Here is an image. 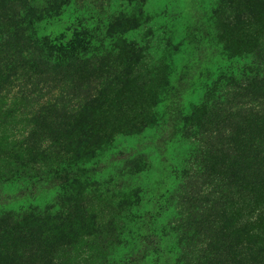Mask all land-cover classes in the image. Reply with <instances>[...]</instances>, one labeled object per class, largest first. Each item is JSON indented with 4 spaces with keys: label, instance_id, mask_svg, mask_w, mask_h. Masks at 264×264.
I'll return each instance as SVG.
<instances>
[{
    "label": "rangeland",
    "instance_id": "rangeland-1",
    "mask_svg": "<svg viewBox=\"0 0 264 264\" xmlns=\"http://www.w3.org/2000/svg\"><path fill=\"white\" fill-rule=\"evenodd\" d=\"M61 1L65 12L18 30L13 12L28 0L1 1L0 97L15 76L38 68L17 56L34 37L59 38L89 10L109 23L108 42L116 39L94 68L78 71L96 94L85 107L91 118L57 108L29 121L0 119V224H12L13 239L1 264H179L168 228L187 209L211 240L194 252L196 264H225L244 215L264 202V90L242 85L234 67L237 53L264 39V0H84L82 19ZM37 74L50 83L46 70ZM222 89L227 100L216 103ZM243 95L261 96L262 111L241 112ZM2 109L0 101V117ZM86 124L90 132H82ZM23 130L31 157L47 168L66 151L83 162L67 173H22L14 138ZM50 138L53 154L44 151ZM63 171L73 173L70 188L56 179ZM193 174L203 182L197 198L207 200L197 213L193 198L180 201Z\"/></svg>",
    "mask_w": 264,
    "mask_h": 264
},
{
    "label": "trees",
    "instance_id": "trees-1",
    "mask_svg": "<svg viewBox=\"0 0 264 264\" xmlns=\"http://www.w3.org/2000/svg\"><path fill=\"white\" fill-rule=\"evenodd\" d=\"M2 0H0L1 3ZM20 4V0H14ZM66 1V9H72L74 13V18L82 19L83 17L78 15V8L88 6L84 4V0H63L61 1L64 5ZM67 1H69L67 3ZM29 4L26 7H21L13 15L18 19L17 30L25 25L26 28L32 29L33 24H37L39 21H48L65 11H62L55 2V0H28ZM68 4V5H67ZM83 4V5H82ZM5 12V11H4ZM87 19L85 23L72 24L68 26L61 34L59 38L52 35L42 34L40 36L34 37L27 49L22 50L17 54L21 60L27 59L28 62L34 64L38 68L32 69L31 75H25L26 73L21 72L19 75L15 76L12 80V84L4 88L0 101L2 102L3 115L0 119L8 117V121H14L15 118L23 116L21 120L29 121L31 119H38L43 112L51 109L60 108L69 112V114L74 118L90 117L91 113L85 108L86 105H91L95 92L93 89H86L87 82L83 80L81 70L83 65H88L89 69L94 68L98 61L104 59L111 52L110 41L116 39L112 37L108 42L110 37V25L109 23H104L102 19L98 16H92L91 12L86 11ZM3 12L0 13V20L3 22ZM108 43H107V42ZM108 48V49H105ZM103 55V56H102ZM234 67L238 72V80L242 82V85L247 86L248 84H257L260 89L264 90V39L258 43L255 48L248 52V50L239 52L234 57ZM46 70L47 77H50V83L47 80H43L37 74L39 70ZM35 74V80H32V76ZM26 76V77H23ZM8 76V75H6ZM8 79V78H7ZM16 81L18 83H16ZM6 83V82H4ZM17 87V88H16ZM13 93H11V90ZM43 95L48 94L45 101L39 103L42 97L35 99L37 94ZM11 93V94H10ZM228 91L220 90L214 92L213 98L216 103H223L220 98L224 101L227 100ZM263 98L258 96V98H250V95H243L240 107L243 108L241 112H261L262 111ZM251 103H254L252 106ZM223 106V105H221ZM5 116V117H4ZM11 117V118H10ZM6 119V118H5ZM6 126H12V123H7L6 120L3 121ZM91 128L89 124L83 128L82 132H90ZM19 131V130H18ZM28 132L21 131L19 136H15L14 142L19 144V152L17 163H15L18 169H22V173L27 170L29 173L41 174V176L46 175L51 172L52 175L56 174V169L58 172L60 170H66V173L71 171L68 167L72 166L76 168V164L83 162L82 159H75L76 156L70 154V151L64 153L61 163L53 162L50 167L47 168L46 164L41 161L38 157H31L33 151V146L30 142L26 141L25 136ZM46 147L44 151L49 150V154H53L56 151V145L52 138L46 140ZM41 147V145H40ZM32 151V153H31ZM44 152V153H45ZM30 155V157L28 156ZM92 155H88L90 157ZM192 158H197L196 155L191 156ZM58 164V165H57ZM82 164V163H81ZM190 164V163H189ZM56 166H58L56 168ZM191 166L189 165V171ZM63 174H57V180L60 185L71 187V183L74 180L73 173L70 177ZM16 176V175H15ZM20 177V175H17ZM203 177V176H202ZM194 181H188L184 188L190 186L191 193L187 198H183L181 204L183 205L190 198H193L197 203L198 207L194 208V213H197V209H205L207 206V200L198 199L197 193L201 189L194 190L195 184H203L200 181V176L198 174L191 175ZM212 185H216L215 181ZM193 187V189H192ZM261 188L264 192V179L261 183ZM209 207L211 204H208ZM252 214L251 212L244 215V219L240 223V230L238 234V241L231 246V251L225 259V264H264V202L258 204ZM191 210L183 211L180 216L176 215L174 218L175 223L168 228L171 235V239L174 241L176 248V262L181 264H196V258L194 257V252L203 250L207 247L210 248L211 240L207 238V243L201 238V235L197 232V224L202 223L201 219L191 216L193 215ZM187 212V214H186ZM4 213L0 214V218ZM18 216V215H17ZM185 218L186 220H183ZM19 217L15 220V222ZM188 221L193 222V226L186 227ZM185 224V226H184ZM12 224H0V264L5 260L9 248L12 247ZM184 226V227H183ZM196 226V228L194 227ZM9 227V228H8ZM183 227V228H182ZM176 241V242H175ZM207 245V246H206ZM67 264H80L78 262H68Z\"/></svg>",
    "mask_w": 264,
    "mask_h": 264
}]
</instances>
